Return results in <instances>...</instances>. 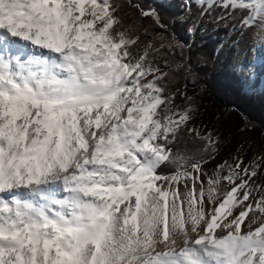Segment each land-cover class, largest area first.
Wrapping results in <instances>:
<instances>
[{"label": "snow or ice", "instance_id": "snow-or-ice-1", "mask_svg": "<svg viewBox=\"0 0 264 264\" xmlns=\"http://www.w3.org/2000/svg\"><path fill=\"white\" fill-rule=\"evenodd\" d=\"M188 2L257 29L264 60V0ZM124 7L0 0V264H264V155L215 163L221 136L170 87L181 44Z\"/></svg>", "mask_w": 264, "mask_h": 264}, {"label": "trees", "instance_id": "trees-1", "mask_svg": "<svg viewBox=\"0 0 264 264\" xmlns=\"http://www.w3.org/2000/svg\"><path fill=\"white\" fill-rule=\"evenodd\" d=\"M123 2L126 21L140 29L144 42L154 40L162 32L153 25L151 18L140 15V9H154L167 25L164 35L181 44L182 49L177 48L174 54L168 55L172 67L170 87H178L193 98L199 108L196 126L212 121L211 131L221 136L220 149L229 137L238 134H246L253 141L264 144V87L249 93L247 77L241 74L240 67H232L237 51L232 37L241 33L237 27L240 19L228 16L221 8L208 10L194 2L189 4L188 0ZM222 14L225 19H220ZM144 29H147L146 35ZM197 32L200 33L198 37ZM224 46L226 48L220 53ZM177 64L183 67L176 70ZM178 102L183 104V98ZM231 156L229 151L225 159ZM212 167L209 165V170Z\"/></svg>", "mask_w": 264, "mask_h": 264}, {"label": "rangeland", "instance_id": "rangeland-1", "mask_svg": "<svg viewBox=\"0 0 264 264\" xmlns=\"http://www.w3.org/2000/svg\"><path fill=\"white\" fill-rule=\"evenodd\" d=\"M251 33V28H249L244 32H241L239 34L236 33L235 35H233L232 41H235L237 43V51L233 59L232 67L248 65L250 62L256 65L255 69L251 72L247 70L243 72L241 71V74L247 77L248 92L255 93L264 87V68L261 67V63H264V60L258 58L259 53L257 51V48L259 47L257 45L255 47H252V49L247 51L244 56H241L239 53L241 46L248 43V39ZM199 35L200 33L197 32L196 36L198 37ZM225 48L226 46L222 48V51L220 53H222ZM197 127L201 128L202 131H204L205 129L211 131L214 128L212 121H203ZM254 127H257V125H254ZM215 133L218 134L217 131H215ZM228 139L229 140L224 143L222 147L223 149H220V153L217 156V160L215 163L222 162L226 158V153L229 151L232 152V155L237 154L238 149L241 148V145L243 147L239 154L244 157L246 163L251 162L253 159H258L261 155H264V144L262 142L253 141L246 134H238L233 136L232 138L229 137ZM209 165H213V162H210ZM261 179H264V177H262Z\"/></svg>", "mask_w": 264, "mask_h": 264}, {"label": "bare ground", "instance_id": "bare-ground-1", "mask_svg": "<svg viewBox=\"0 0 264 264\" xmlns=\"http://www.w3.org/2000/svg\"><path fill=\"white\" fill-rule=\"evenodd\" d=\"M256 31H257V29H255V28H251V32H252V33L250 34V37H249V39H248V43L242 45L241 48H240L239 53H240L241 56H244V55L247 53V51L251 50L252 47H254V46H253L254 43H255V45H257V46L259 47L258 37H256V36L253 35ZM18 43H20L21 45H23V42H18ZM25 51H26V52H31L32 49H31L30 47H27V48L25 49Z\"/></svg>", "mask_w": 264, "mask_h": 264}]
</instances>
